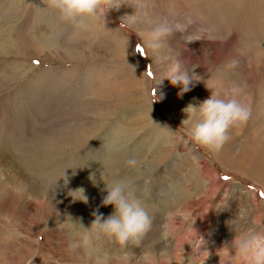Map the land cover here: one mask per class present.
Segmentation results:
<instances>
[{
  "label": "rangeland",
  "instance_id": "374dc122",
  "mask_svg": "<svg viewBox=\"0 0 264 264\" xmlns=\"http://www.w3.org/2000/svg\"><path fill=\"white\" fill-rule=\"evenodd\" d=\"M193 19L209 34L184 29L178 40L173 31L145 48L151 27ZM179 42L182 60L169 55ZM177 61L202 77L180 98L159 79ZM234 79L246 85L250 116L210 153L191 142L181 109L208 98L205 85L219 93ZM146 105L161 125L148 122ZM117 170L153 216L128 264H218L216 250L234 235L228 223L264 230V0H122L105 23L61 21L44 0H0V264H123L103 235L89 249H66L81 231L67 217L88 227L106 194L101 180ZM78 187L87 204L66 194Z\"/></svg>",
  "mask_w": 264,
  "mask_h": 264
},
{
  "label": "clouds",
  "instance_id": "9594fccd",
  "mask_svg": "<svg viewBox=\"0 0 264 264\" xmlns=\"http://www.w3.org/2000/svg\"><path fill=\"white\" fill-rule=\"evenodd\" d=\"M121 2L122 0H44V7L55 12L61 21L72 22L90 18L105 23L109 10L117 8ZM170 14L174 15L171 12ZM173 31L180 32L182 28L179 24L159 23L142 33L141 39L146 49L154 51ZM234 65L235 62L232 61L227 67L232 68ZM195 68H184L180 62H173L159 79H167L171 86L178 87L176 95L180 98L189 92L195 83L201 81L202 77L194 71ZM205 87L211 90L210 95L203 101L186 104L181 109L184 119L180 125L187 130L195 146L216 153L229 140V130L237 129L248 121L250 108L247 103L246 85L242 80L229 81L219 93L206 85ZM152 95L155 100L162 99V96H156L154 91ZM192 99L195 101V98ZM163 128L171 134L172 131L167 127ZM125 165L129 170H135L139 167V162L135 157H131L125 161ZM62 178L64 184H67L68 180L64 173ZM88 179L96 186L97 181L92 173H89ZM101 181L103 182L101 191L106 194L100 200V204L90 212L92 219L89 226L84 227L78 219L73 221L66 216V226L70 231H74L77 225L81 230L75 233L74 239L68 241L66 249L70 254L79 249H89L93 240L103 235L111 238L122 251L123 264H128L130 254L127 250L140 246L145 235L152 229L153 216L134 194L132 178L120 175L117 170L110 180ZM66 194L73 202L88 203L82 187L69 190ZM109 205L112 211L107 216L99 213V207ZM240 218H244L243 213ZM228 225L229 231L234 235L229 242L222 243L216 250L218 264H264V230L256 227L241 230L238 226L230 223ZM163 228L162 236L166 238L169 235L168 226L164 225ZM201 240L203 245L205 241L202 238Z\"/></svg>",
  "mask_w": 264,
  "mask_h": 264
},
{
  "label": "bare ground",
  "instance_id": "6f19581e",
  "mask_svg": "<svg viewBox=\"0 0 264 264\" xmlns=\"http://www.w3.org/2000/svg\"><path fill=\"white\" fill-rule=\"evenodd\" d=\"M141 10L142 11H146L145 10V8L144 7H142L141 8ZM143 15V14H142ZM144 16V15H143ZM181 26V28H182V30H184V29H189V30H191V31H193V32H195V33H200V34H209V32L208 31H206L205 30V26L199 21V20H197V19H193L191 22H189V25H188V27H185V26H183V25H180ZM177 38H178V40L179 39H183L184 37L182 36V35H180V32H178V35H177ZM222 49V48H221ZM227 53H228V51H226ZM184 53H185V48H182L181 47V45H180V42H179V44L176 46V50L174 51V52H170V57L171 58H177L178 60H182V58H183V55H184ZM131 54H133V52H132V50H131ZM169 90H172L170 87H169ZM138 103H139V101H138ZM137 103V104H138ZM247 103H249V98L247 97ZM146 108L148 109L147 111H146V118H147V120H148V122L151 124V125H161V123H160V120L157 118V116L155 115H153V110L151 109V107L149 106V105H146ZM106 135V134H105ZM106 137V136H105ZM104 137V138H105ZM116 137V136H115ZM128 137V136H127ZM130 138V137H129ZM162 140H163V142H164V140H165V142L166 143H168V141H169V139L168 138H161ZM129 142V141H128ZM164 142V143H165ZM110 144V143H109ZM247 143L245 142V145H246ZM185 145V144H184ZM248 145V144H247ZM134 149H136L137 150V148H134ZM112 150H113V148H110V152H112ZM139 151V150H138ZM126 153V152H125ZM134 154V153H133ZM137 156H138V153H137ZM142 157V156H141ZM140 158V157H139ZM31 190H32V192L35 194V195H37L36 193V191H35V189L34 188H31ZM40 196V195H39ZM44 198H46V197H44ZM76 215L78 216V217H81V215L79 214V213H76ZM260 217V216H259ZM79 222L81 223V224H84L85 223V220L84 219H80L79 220ZM115 256V255H114ZM117 257H120L121 255H116ZM115 256V257H116ZM212 260V259H211ZM216 263V262H215Z\"/></svg>",
  "mask_w": 264,
  "mask_h": 264
},
{
  "label": "snow or ice",
  "instance_id": "6c2138e0",
  "mask_svg": "<svg viewBox=\"0 0 264 264\" xmlns=\"http://www.w3.org/2000/svg\"><path fill=\"white\" fill-rule=\"evenodd\" d=\"M136 51H137L138 53H140V54H143V51H142V48H141L140 45H137V46H136ZM34 63H36V61H34ZM148 75L151 76L152 73L149 72Z\"/></svg>",
  "mask_w": 264,
  "mask_h": 264
}]
</instances>
